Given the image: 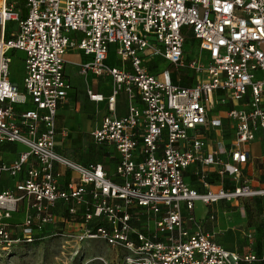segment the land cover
I'll return each mask as SVG.
<instances>
[{
    "label": "built area",
    "instance_id": "2783aa9c",
    "mask_svg": "<svg viewBox=\"0 0 264 264\" xmlns=\"http://www.w3.org/2000/svg\"><path fill=\"white\" fill-rule=\"evenodd\" d=\"M75 50L86 57L77 73L109 81L107 95L86 94L105 105L89 137L117 154L110 171L57 151ZM14 52L20 83L9 75ZM255 140L264 141V0H0V145L23 147L0 161L10 180L0 250L59 237L100 240L112 264H253L254 253L216 242L194 207L240 201L244 213V199L264 198V182L241 169ZM16 211L23 219L9 222Z\"/></svg>",
    "mask_w": 264,
    "mask_h": 264
},
{
    "label": "rangeland",
    "instance_id": "374dc122",
    "mask_svg": "<svg viewBox=\"0 0 264 264\" xmlns=\"http://www.w3.org/2000/svg\"><path fill=\"white\" fill-rule=\"evenodd\" d=\"M187 49H189V58L197 55L195 42L187 43ZM20 56L19 52L10 54L9 75L11 80L16 83H20L22 76ZM70 69L71 84L79 94L84 93L82 78L72 70V67ZM87 84L92 90L102 94L107 92L105 81L102 78L89 75ZM120 98L122 99L121 95ZM119 105L120 109H124L123 102ZM70 109L58 117L59 125H64L67 128L68 136L63 140L55 138L57 151L78 163L101 162L110 171L116 154L104 146L94 144L88 134L97 122L100 123L102 110L98 109L90 113L91 111L88 112L82 107L74 105ZM255 141L257 143L249 148L251 154L264 153V141ZM21 149L23 147L19 144L16 147L10 144H1L0 161L12 158L16 150ZM254 174L252 172V175ZM251 205L248 209L244 204V213L238 212L233 205H225L223 207L224 214L219 213L218 215L216 225H218L219 231L214 233V238L229 250L234 249L241 253L250 249L255 251L257 257L260 258L264 255V200H256ZM196 210L200 213L199 205ZM207 210H209L208 207ZM22 219L23 213L16 211L8 221L15 223ZM246 231L251 233L250 238L245 237ZM114 255V251L100 240H85L75 243L64 238L48 237L40 242L32 243V245H17L10 250H0V264H105L104 261L112 264L111 260Z\"/></svg>",
    "mask_w": 264,
    "mask_h": 264
},
{
    "label": "crops",
    "instance_id": "0c3cea01",
    "mask_svg": "<svg viewBox=\"0 0 264 264\" xmlns=\"http://www.w3.org/2000/svg\"><path fill=\"white\" fill-rule=\"evenodd\" d=\"M15 53L16 52H14V54ZM20 55H21V53H20ZM108 56H109L110 62L114 63L115 62V58H114V56H112V47H110ZM65 57H66V63L63 66V73L65 74V76L67 77V79L69 81V84H70V89L69 90L70 91L68 92L65 100L60 105L57 106L58 109H57V114H56V117H55L56 132H57L56 133V138H57V140H60L58 132L61 130V128H65L67 130V128L64 125H61V126L59 125L58 117H61L62 115H64L66 110H71L70 107H72L73 105L77 106V107H82L84 110H86L88 112L91 111L90 113H92V111H94V110L101 109L102 110V116L105 114L104 102L91 101V100L88 99L87 94H86L87 90H89L91 93H100V94H102L99 91L90 89V87L88 86L87 77L89 75H92V74H89L86 78H83L79 73H77L76 63L86 59V57L84 55H82L80 52L76 51V50L72 51V52H69ZM71 67H72V70H74V72L77 73V75L79 77H81L82 80H83L84 93L82 92V94H79L78 90H76L74 88L73 84H71V82H70L71 81L70 80V75H71V73H70L71 69L70 68ZM92 76H94V75H92ZM99 78H102L103 81H105V84H106L107 92H106V94H102V95L103 96L107 95L109 93V90H110L109 89V81H108L107 78H104V77H99ZM122 99L120 98V102H118V104H117L118 105V108H117V114L118 115H122L125 112V109H120V105H119V104L122 103ZM65 108H68V109H65ZM98 124L99 123L97 122V124L94 127L98 126ZM67 136H68V130H67V135L65 136V139H66ZM256 143H257L256 141H253V142H251V143L246 145V148L249 151V159L247 160L246 163H243V165L241 166V169H242L243 173L248 178V183H250L253 186H256V185H258L260 183L262 184V182H264V157H263V153H260L259 155H257V154L253 155V154H251V151L249 150L250 146L253 145V144H256ZM14 147H15V145H14ZM109 151H113V150L111 149ZM113 153L115 154L114 151H113ZM252 172H253V174L254 173H256V174L252 175ZM9 185H10L9 178L5 174H2L1 177H0V189H4V188L8 187ZM256 200H264V198L261 197V198L244 199V204L249 209L252 206L251 204L254 201H256ZM239 202L240 201H234V202H228V203L219 202V203H217L215 205H212L211 207H208L209 210H207V207H205L201 203L197 202V203H195V207H194V216H195V218H198V219L202 220L203 228L205 230L209 231L213 235V238H214V233L219 231L218 225H216L218 215H219V213L221 215L224 214L223 207H225V205H228V204L233 205V206L236 207V206L240 205ZM198 205L201 208L200 213H198V211L196 210ZM212 210H215L216 215H215V220L210 222L209 220L205 219V215H206L207 212H212ZM214 240H215V238H214ZM216 242H218V241H216ZM218 243L221 244L220 242H218ZM222 246L226 250H229L224 245H222ZM230 250H234V249H230ZM234 251H236V250H234ZM248 251H250V252H252V253H254L256 255V252L253 251V250H250V249H246V251H243L241 253H246Z\"/></svg>",
    "mask_w": 264,
    "mask_h": 264
},
{
    "label": "trees",
    "instance_id": "16d2710c",
    "mask_svg": "<svg viewBox=\"0 0 264 264\" xmlns=\"http://www.w3.org/2000/svg\"><path fill=\"white\" fill-rule=\"evenodd\" d=\"M184 85H188V82L187 81H185L184 83H183ZM36 242H40V241H36ZM33 243H35V242H33ZM25 245H32V244H25ZM264 264V257H263V259L260 257H258V260L257 261H255L253 264Z\"/></svg>",
    "mask_w": 264,
    "mask_h": 264
}]
</instances>
